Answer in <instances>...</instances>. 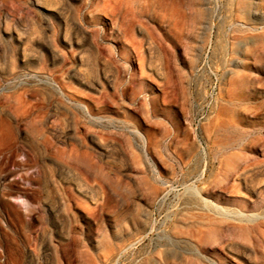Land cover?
Listing matches in <instances>:
<instances>
[{"label":"rangeland","instance_id":"rangeland-1","mask_svg":"<svg viewBox=\"0 0 264 264\" xmlns=\"http://www.w3.org/2000/svg\"><path fill=\"white\" fill-rule=\"evenodd\" d=\"M0 106V264H264V0H0Z\"/></svg>","mask_w":264,"mask_h":264},{"label":"bare ground","instance_id":"bare-ground-1","mask_svg":"<svg viewBox=\"0 0 264 264\" xmlns=\"http://www.w3.org/2000/svg\"><path fill=\"white\" fill-rule=\"evenodd\" d=\"M53 51V50H52ZM55 52V51H54ZM17 95V94H16ZM21 97V96H20ZM14 98V97H13ZM19 99V98H18ZM25 100V99H24ZM17 102V101H16ZM22 102V101H21ZM23 102H25V101H23ZM32 103V102H31ZM28 105H29V102H25V104L23 103L22 104V106L21 107H25V108H27L28 107ZM31 105V104H30ZM20 106V105H19ZM1 107V106H0ZM18 107V106H17ZM16 107V108H17ZM30 108V107H29ZM76 108V107H75ZM78 108V107H77ZM0 109H2V108H0ZM22 109V108H21ZM20 109V110H21ZM85 109H87V106L85 107ZM17 110H18V108H17ZM81 110H83L84 112H85V110L83 109V108H81ZM9 111V110H8ZM25 111H26V109H25ZM78 112H79V109L77 110ZM20 112V111H19ZM27 112V111H26ZM2 113V112H1ZM17 113H18V111H17ZM69 113V112H68ZM71 113V112H70ZM9 117L11 118V120H16V114H15V112H13V111H10L9 113ZM72 114V113H71ZM74 114V113H73ZM89 114H90V112H89ZM86 115V114H85ZM88 116V115H87ZM90 117V115L87 117V118H89ZM96 117V116H95ZM97 118H99V117H97ZM2 119V117H1V115H0V120ZM2 121V120H1ZM17 121V120H16ZM3 122V121H2ZM3 124V123H2ZM53 125V124H52ZM0 126H1V122H0ZM77 128V127H76ZM78 130V129H77ZM138 130V129H137ZM135 131V130H134ZM139 131V130H138ZM57 132V131H56ZM133 133V132H132ZM134 133H136V132H134ZM58 134H60V133H58ZM63 134V133H62ZM68 135H69V133H67ZM72 134V133H71ZM137 134V133H136ZM56 135V134H55ZM68 135H66V137H62V138H65L66 140H69V139H75V142L77 141V143H78V145H76V146H79V147H82L85 143H83L84 141H81L80 139H79V136H77V134H75V136H68ZM57 139H59V138H57ZM76 139H78V140H76ZM62 140V139H61ZM93 140H94V138H93ZM71 141V140H70ZM62 142L64 143V141L62 140ZM74 142V143H75ZM66 143V142H65ZM73 143V144H74ZM76 144V143H75ZM65 145V144H64ZM87 146V145H86ZM78 147V148H79ZM84 148V147H83ZM87 148V147H86ZM71 149V148H70ZM85 149V148H84ZM81 150V149H80ZM77 152V150H76V148H72L71 150H68V154L70 153V152ZM84 151V150H83ZM71 152V153H72ZM82 152V151H81ZM88 153V152H87ZM82 154H86V151L84 152V153H81V157L83 158V155ZM71 155V154H70ZM88 156H90L89 154H87ZM72 156V155H71ZM73 158V157H72ZM76 158V157H75ZM77 159V158H76ZM78 160L81 162V159L80 158H78ZM78 160H75V161H78ZM79 164V163H78ZM246 170V169H245ZM244 170H242L240 173L238 172V175H242L243 176V174H244ZM241 176V177H242ZM237 177V176H236ZM235 177V178H236ZM234 178V179H235ZM237 185V184H236ZM200 189V188H199ZM203 189V188H202ZM201 189V191H203ZM163 192H165V191H163ZM204 193H206L207 195H210L208 192H204ZM191 194V193H190ZM194 198V197H193ZM192 198V199H193ZM189 201V200H188ZM199 201H201V200H199ZM193 202V201H192ZM209 206H210V204H208ZM213 208H214V212L215 213H217L218 214V216L220 215V219L221 218H223V220H224V218H227L226 220H228L229 219V216L231 215V214H229V212H227V211H222V210H220V209H218V207H214V206H212ZM208 210H209V207H208ZM212 210V209H211ZM210 210V211H211ZM234 215V214H233ZM238 215H240V214H238ZM247 216V215H246ZM208 217V216H207ZM249 217V216H248ZM231 218H233V217H231ZM252 218V217H251ZM211 219V218H210ZM223 220H222V222H223ZM225 220V221H226ZM233 220V219H232ZM224 221V222H225ZM254 221V220H253ZM134 245L135 244H132V245H128V246H125L124 247V249L122 250V252H126V251H128V250H130L131 248H134ZM133 250V249H132ZM121 252V253H122ZM121 257V256H120ZM120 257H118V259L113 263V264H116V262L120 259ZM109 258H111V256L109 257ZM113 261V260H112ZM111 261V262H112ZM156 262H155V260H152V259H147V260H143L141 263H137V264H155Z\"/></svg>","mask_w":264,"mask_h":264}]
</instances>
